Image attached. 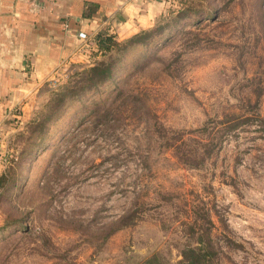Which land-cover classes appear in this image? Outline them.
Instances as JSON below:
<instances>
[{
  "label": "rangeland",
  "instance_id": "1",
  "mask_svg": "<svg viewBox=\"0 0 264 264\" xmlns=\"http://www.w3.org/2000/svg\"><path fill=\"white\" fill-rule=\"evenodd\" d=\"M115 28L108 50L79 40L5 107L0 264H182L187 245L206 247L199 264H264V132L224 129L230 114H264V0H168L146 27ZM109 60L101 90L28 142L71 73Z\"/></svg>",
  "mask_w": 264,
  "mask_h": 264
},
{
  "label": "crops",
  "instance_id": "2",
  "mask_svg": "<svg viewBox=\"0 0 264 264\" xmlns=\"http://www.w3.org/2000/svg\"><path fill=\"white\" fill-rule=\"evenodd\" d=\"M168 0H0V118L78 51L77 31L134 32ZM88 13V14H87ZM116 29V28H115ZM77 50V51H75Z\"/></svg>",
  "mask_w": 264,
  "mask_h": 264
},
{
  "label": "trees",
  "instance_id": "3",
  "mask_svg": "<svg viewBox=\"0 0 264 264\" xmlns=\"http://www.w3.org/2000/svg\"><path fill=\"white\" fill-rule=\"evenodd\" d=\"M88 14V13H87ZM185 14L182 10H177L175 14L176 20L180 17H184ZM180 16V17H179ZM160 32L157 26L153 28L141 30L140 32H135L124 40V45H132L135 43L143 44L145 40L148 39L152 34ZM116 42L113 40V36L109 30L99 29L94 34H92L90 44L93 46L95 51L102 52L108 50ZM115 64L112 61H97L89 66L82 67L79 70H74L68 80L60 87L59 90L53 93L50 99L47 101L44 111L39 115L38 119L30 125V131L26 136L28 142L32 143L36 138L41 136L47 128L50 120L59 116L63 113L69 102L75 99L86 97L88 95L98 93L104 83L112 78L116 70ZM262 93V92H261ZM264 96V92H263ZM99 97L92 98L91 105L92 108L90 113H95L98 108ZM224 120L225 130H233L242 124H252L255 123L257 128L264 132V114L261 115L255 110H251L248 114H230ZM3 174H0V180ZM131 217L130 213H126ZM117 221L119 226L124 225L126 222L123 220L126 215H121ZM206 247L202 245H187L185 248H181V259L182 264H199L201 259L205 257ZM211 253L212 250H207ZM152 256L146 257L139 264H150Z\"/></svg>",
  "mask_w": 264,
  "mask_h": 264
},
{
  "label": "built area",
  "instance_id": "4",
  "mask_svg": "<svg viewBox=\"0 0 264 264\" xmlns=\"http://www.w3.org/2000/svg\"><path fill=\"white\" fill-rule=\"evenodd\" d=\"M32 3H36V0H31ZM77 37L80 39V40H85L86 37H88L87 33L83 30H79L77 31Z\"/></svg>",
  "mask_w": 264,
  "mask_h": 264
}]
</instances>
